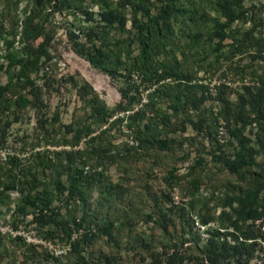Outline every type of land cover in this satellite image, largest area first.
Segmentation results:
<instances>
[{
	"label": "rangeland",
	"instance_id": "1",
	"mask_svg": "<svg viewBox=\"0 0 264 264\" xmlns=\"http://www.w3.org/2000/svg\"><path fill=\"white\" fill-rule=\"evenodd\" d=\"M9 2L8 5L2 2L0 9L16 7L18 17L23 18L27 0ZM243 2L249 5V1ZM151 11L155 8L151 7ZM60 20V16L55 18L57 30L49 47L51 57L43 61L38 72L31 74L38 97H33L30 87H26L21 93L31 103L11 104L8 111L0 114V173L9 165V156L18 157L24 169L38 173L37 188L43 187L53 196L51 206L57 213L56 221L87 213L85 220L94 223L96 232L90 241L75 245V241L69 240L68 229L64 231L51 221L36 220L37 213L28 207L26 211L18 209L23 204L21 194L29 192L27 185L18 192L0 186V193L3 192L0 195V264H135L143 260L148 263L151 251L170 250L171 241L180 248H189L186 264H198L194 254L205 244L209 230L220 226L221 219L227 224L223 212L230 211L229 200L242 194L259 176L263 179V188L255 206L260 216L256 220H239L238 225L243 230H253L259 222H264V122L257 120L245 126L244 143L254 148L255 153L249 159L250 164L238 173L225 170L212 158L213 152L232 158L240 147L237 138L231 136L224 144L217 143L213 108L225 113L226 102L232 107L238 104L240 85L250 80L255 82L251 68L258 66V72H262L259 65L262 66L264 57L250 62L248 56H236L214 65L210 56L200 69L190 59L195 80L200 76L207 80L225 77L232 84L221 86L216 99L202 90L193 92L203 96L197 109L191 103L178 108L175 100L164 98L158 102V114L147 112L133 123L128 114L148 100V90L140 78L136 73L131 74L134 85L129 86L127 72L122 73L124 76L112 77L90 66L73 51L65 28L58 25ZM235 25L242 28L249 24ZM17 30L15 47L21 22ZM256 31L264 35L262 25ZM122 37L126 38L127 34ZM186 39L176 35L174 42L182 45ZM136 46L135 42L131 45L132 54L137 52ZM0 52L7 53L2 40ZM175 53L182 60L183 53L177 50ZM7 60L3 57L0 62L6 64ZM6 81L0 69V83ZM123 86L132 97L128 111L116 107L119 102H126L122 98ZM97 112L106 115L98 120ZM145 124L149 126L145 128ZM91 136L95 138L93 141ZM152 139L166 140L167 146L160 142L149 144ZM99 146L112 154L114 160L105 158L103 164H96L99 159L89 158L83 152L68 165L62 153ZM41 159L50 160V166L45 167ZM83 169L76 193L66 200L69 194H60L56 184L67 187L68 180ZM86 171L90 174L86 175ZM29 177L27 174L26 178ZM105 182L117 184L118 189L111 193L104 191ZM80 195L85 197V202ZM44 214L48 217L50 212ZM163 217L168 219L167 233L159 225ZM261 229L264 232V226ZM229 231L239 234V229L231 225ZM227 238L233 239L231 235ZM259 256L264 254L256 250L249 264L259 263ZM107 257L112 262L108 263Z\"/></svg>",
	"mask_w": 264,
	"mask_h": 264
},
{
	"label": "trees",
	"instance_id": "2",
	"mask_svg": "<svg viewBox=\"0 0 264 264\" xmlns=\"http://www.w3.org/2000/svg\"><path fill=\"white\" fill-rule=\"evenodd\" d=\"M4 1L7 5L10 4V0H0V4ZM243 1H249V5H245ZM27 2L25 15L21 19L16 13V7L8 8L6 5V10L0 9V40L7 51L4 55L0 52V59L3 57L8 59L6 64L0 62V69L7 77L6 83H0V114L8 111L11 104L25 106L31 103V100L21 93L26 87H30L29 91L33 97H38V92L34 88L35 79L31 74L38 72L43 61L51 57L49 47L53 33L57 30L55 18L58 16L61 18L60 22L57 21L58 25L65 28L73 51L87 60L90 66L99 68L112 77L124 76L122 73L127 72L128 76L125 78L129 86L134 85L131 74L136 73V77L140 78L144 89L148 90L146 95L148 100L128 114L127 117L133 123L138 121L137 117H145L147 112L158 114V102L164 98L175 100L178 108L181 104L191 103L197 109L202 103L203 96L193 95V92L202 90L210 96L208 85L200 82L204 78L200 76L194 79L195 71L189 65L190 59H193L200 69L203 67L202 62L209 61L210 56L213 57L214 65L236 56H248L250 62L260 61L264 57V35L262 31H256L259 25H262L264 31V0H27ZM151 7L155 8L154 12L151 11ZM19 22L21 30L18 45L15 47ZM236 23L249 25L239 28ZM123 34H127V37L123 38ZM176 35L185 36L186 43L180 45L174 42ZM134 42L137 45V52L132 54L130 47ZM175 50L183 53L182 60L178 58ZM199 57L203 59L199 61ZM257 67L251 68V76L255 82L250 80L240 85L242 92L238 95V104L232 107L230 102H226L225 113L220 110L214 111L217 127L219 118L223 119L229 136L237 138L240 146L234 151L232 158L213 152V161L220 162L222 167L231 173H238L240 168L248 166L249 159L255 153L254 148L244 143L245 126L257 120L264 122V62L262 66L259 65L263 68L262 72H258ZM221 86L230 87L220 83L212 98L216 99ZM121 92L126 102L124 104L119 102L116 107L128 111L132 97L129 96L126 86L121 87ZM97 114L98 120L106 115L105 112ZM148 126L149 124H145V128ZM216 134L217 128L215 140L222 145L218 142ZM91 139L93 141L95 138L91 136ZM159 142L167 146L166 140L152 139L149 144ZM83 152L89 158L97 161L99 159L96 164H103L105 158L114 160L113 155L108 154L106 149L100 146L85 148L83 151L63 150L62 156L70 165L76 160L77 154ZM8 159L9 165L3 168V174L0 173V186L16 192L22 191L24 185L29 188V192L20 196L23 203L22 206H18L20 211L28 207L30 211L37 213L34 217L36 220L44 223L51 221L62 226L64 231L68 229L69 240L75 241V245L76 242H87L93 238L96 229L93 222L90 220L86 222L87 213L82 217L74 215L69 220L56 221L57 213L51 206L53 196L43 187L40 190L37 188L40 184L38 173H30L29 169H24L16 156H9ZM40 161L45 167L50 166V160ZM83 172L84 169L79 170L75 178L69 179L67 187L63 183L56 184L60 194L63 192L65 196L69 194L66 200L76 193L77 182ZM85 173L90 174L87 171ZM27 174L30 175L29 178H26ZM260 178L261 176L250 183L249 188L242 194L229 200L230 211L223 212L227 224L221 219L220 226L209 230L205 244L194 254L198 264H249L256 250L264 254L262 246L264 232L261 229L264 222H259L253 230H243L238 225L239 220H256L260 216L255 206L263 188L261 181L263 179ZM258 183H261V186L255 187ZM103 189L111 193L118 189V186L105 182ZM1 193L3 196V192ZM80 197L85 202V197L83 195ZM46 211L50 212L48 217L44 214ZM159 225L167 233L168 219L163 217ZM230 225L238 228L239 234L229 231ZM229 235L233 237L232 240L227 238ZM180 247L171 241V245L168 246L170 250L151 251L148 263L143 260L135 264H186L189 248ZM259 259L260 262L256 264H264V257L259 256ZM106 261L110 263L112 258L107 257Z\"/></svg>",
	"mask_w": 264,
	"mask_h": 264
},
{
	"label": "built area",
	"instance_id": "3",
	"mask_svg": "<svg viewBox=\"0 0 264 264\" xmlns=\"http://www.w3.org/2000/svg\"><path fill=\"white\" fill-rule=\"evenodd\" d=\"M200 82H203L205 83L206 85H208L209 87V93L211 96H214L216 94V91H217V86L220 84V83H224V84H227V85H231L232 82L230 80H228L227 78L225 77H222V79H213V80H207V79H203V80H200ZM216 110V108H213ZM217 139H218V142L221 143V144H224L228 137L229 134L226 130V126H225V122L223 119L219 118V121H218V127H217ZM0 229H2V227H0ZM19 233V232H17Z\"/></svg>",
	"mask_w": 264,
	"mask_h": 264
}]
</instances>
